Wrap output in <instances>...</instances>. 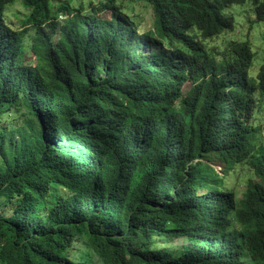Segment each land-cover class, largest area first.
Masks as SVG:
<instances>
[{
	"label": "trees",
	"instance_id": "obj_1",
	"mask_svg": "<svg viewBox=\"0 0 264 264\" xmlns=\"http://www.w3.org/2000/svg\"><path fill=\"white\" fill-rule=\"evenodd\" d=\"M53 1L0 0V122L17 120L0 128V264H264V62L250 76L247 41L208 46L226 9L264 22V0H148L146 32L117 0Z\"/></svg>",
	"mask_w": 264,
	"mask_h": 264
},
{
	"label": "rangeland",
	"instance_id": "obj_2",
	"mask_svg": "<svg viewBox=\"0 0 264 264\" xmlns=\"http://www.w3.org/2000/svg\"><path fill=\"white\" fill-rule=\"evenodd\" d=\"M99 0H54L53 5L70 3L73 7L78 8L81 4L85 7L89 2H98ZM117 3L122 6L124 11L138 23L140 30L143 32L153 30V13L148 0H117ZM7 18L14 27L20 26V20L28 14V10L25 9L21 3L11 5L6 10ZM227 16H233L235 19V25L232 30L226 31L220 37L214 38V40L208 42V46H217L219 49L225 47L230 40L234 41H247L250 44L251 51L253 53L252 65L248 69L250 76H255L259 67L264 62V22H257L255 20L254 8L250 3L246 2L242 5H232L230 8L224 11ZM104 17L110 18L109 13H104ZM29 59L33 60V56L29 55ZM190 85L186 84L185 92L189 89ZM260 110L258 111V121L264 122V97L259 100ZM257 112V111H256ZM17 122L11 116H7L0 122V128L5 129L10 123ZM216 169L220 172L222 170L221 165L217 164ZM221 173V172H220ZM222 175V174H221ZM249 178H253L247 167L238 166L235 169V176L227 178L228 188H232L238 199L243 194L246 181ZM177 245H183L185 242L183 239H179L175 242ZM82 242H75L70 251L66 253L71 259L75 261L87 262V248L83 246ZM159 242H157V246ZM88 256V255H87ZM95 264H99L96 259H93ZM246 264H255L249 261Z\"/></svg>",
	"mask_w": 264,
	"mask_h": 264
},
{
	"label": "clouds",
	"instance_id": "obj_3",
	"mask_svg": "<svg viewBox=\"0 0 264 264\" xmlns=\"http://www.w3.org/2000/svg\"><path fill=\"white\" fill-rule=\"evenodd\" d=\"M61 16L64 17V18L62 19ZM59 18H60V20H64V19H66V16L65 15H60ZM249 261H250V259L246 258L245 264L248 263Z\"/></svg>",
	"mask_w": 264,
	"mask_h": 264
},
{
	"label": "built area",
	"instance_id": "obj_4",
	"mask_svg": "<svg viewBox=\"0 0 264 264\" xmlns=\"http://www.w3.org/2000/svg\"><path fill=\"white\" fill-rule=\"evenodd\" d=\"M61 18L63 19L64 17L61 16Z\"/></svg>",
	"mask_w": 264,
	"mask_h": 264
}]
</instances>
